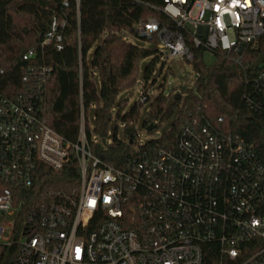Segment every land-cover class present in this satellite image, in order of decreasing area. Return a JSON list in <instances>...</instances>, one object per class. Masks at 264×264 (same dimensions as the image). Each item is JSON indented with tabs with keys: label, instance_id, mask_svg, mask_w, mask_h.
Returning a JSON list of instances; mask_svg holds the SVG:
<instances>
[{
	"label": "built area",
	"instance_id": "obj_1",
	"mask_svg": "<svg viewBox=\"0 0 264 264\" xmlns=\"http://www.w3.org/2000/svg\"><path fill=\"white\" fill-rule=\"evenodd\" d=\"M160 11L166 24L140 21L135 35L188 62L191 47L239 61L264 35V0H163ZM41 44L61 50L56 20ZM51 76L29 68L24 91L0 93V254L14 247L13 264H264V164L252 144L190 114L173 146L111 166L93 151L107 145L88 133L83 106L76 142L43 121Z\"/></svg>",
	"mask_w": 264,
	"mask_h": 264
},
{
	"label": "trees",
	"instance_id": "obj_2",
	"mask_svg": "<svg viewBox=\"0 0 264 264\" xmlns=\"http://www.w3.org/2000/svg\"><path fill=\"white\" fill-rule=\"evenodd\" d=\"M162 5L163 0H82L78 10L75 0H0V93L12 96L24 91L27 69L50 67L43 121L68 141L76 142L82 106L88 116L95 105L94 124L91 130L88 124L87 131L104 139L118 98L127 92L132 95L137 86L141 62L152 57L144 71L146 83L160 60L157 51L135 45L123 34L134 35V25L149 18L166 24ZM53 20L62 36L59 51L53 45L41 44ZM150 41L158 44L155 38ZM187 41L191 45L190 36ZM191 50L194 59L189 63L197 75L194 88H181L182 98H173L171 103L172 96L164 92L154 98L144 93L125 114L127 100L120 102L117 118L125 124V140L117 138L116 129L106 148L93 146L97 156L114 167H123L140 155L153 156L158 149L173 146L177 131L191 114L252 144L264 164V35L245 50L239 61L216 53L217 60L208 65L203 61V48ZM30 51L35 55L24 59ZM168 75L166 72L165 79ZM145 104L144 126L157 125L148 132L150 135L176 112L178 116L167 133L139 145L137 150L135 125ZM218 119H222L220 124ZM15 254L14 247L3 249L0 264H13Z\"/></svg>",
	"mask_w": 264,
	"mask_h": 264
},
{
	"label": "rangeland",
	"instance_id": "obj_3",
	"mask_svg": "<svg viewBox=\"0 0 264 264\" xmlns=\"http://www.w3.org/2000/svg\"><path fill=\"white\" fill-rule=\"evenodd\" d=\"M123 37L126 40L131 41L135 45L157 51L160 60L155 68V72L153 73L151 79H149L146 83L144 82V71L146 66L152 60V57L143 60L140 64L139 80L136 88L133 90V94L130 95V93L127 92L120 95V97L118 98V101L112 111L113 119L109 126V133L104 139H102L105 140L106 145H109L113 141L116 129H117V134H116L117 138L119 140H125V135H124L125 124L121 119L117 118L120 102H122L123 100H127V108L124 114L127 113L136 103L139 102L140 98L144 93H147V95H149L151 98H154L161 92H164L165 95L172 96L170 99V103H171V101L173 100L174 96L177 93L181 94V91H179L181 88L193 89L197 79V75L194 72L191 64L184 58L171 57L168 51L163 53L157 43L140 38L135 34L133 35L129 33L127 34L124 33ZM100 43L101 40L98 42V44ZM216 60H217L216 56L211 51H205L203 53V61L206 64L212 65L215 63ZM162 67H164L163 71H161ZM166 72L169 73V75L165 79ZM147 108H148V104L143 105L140 120L135 125V130L137 133L136 148H138L139 145H144L147 141L151 140L152 138H158L164 133H167L172 128L173 123L178 116V112H176L172 118H170L163 125H161L160 128L157 129L158 131L155 134L150 135L147 132L146 127L144 126V120L147 114ZM94 119H95V105L91 106V108L88 111V124L90 129H92L93 127Z\"/></svg>",
	"mask_w": 264,
	"mask_h": 264
},
{
	"label": "water",
	"instance_id": "obj_4",
	"mask_svg": "<svg viewBox=\"0 0 264 264\" xmlns=\"http://www.w3.org/2000/svg\"><path fill=\"white\" fill-rule=\"evenodd\" d=\"M199 94L201 95L202 92H199ZM180 98H182V95L180 93H177L175 96H174V100H179ZM157 128V125L156 124H151L149 125L146 130L147 132H151L153 130H155ZM103 145H106V142L105 140H103Z\"/></svg>",
	"mask_w": 264,
	"mask_h": 264
}]
</instances>
